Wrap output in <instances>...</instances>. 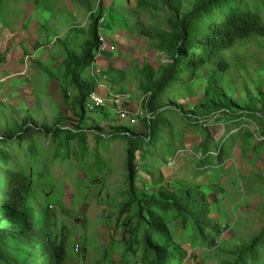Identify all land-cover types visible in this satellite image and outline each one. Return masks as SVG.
I'll return each instance as SVG.
<instances>
[{
    "label": "rangeland",
    "instance_id": "1",
    "mask_svg": "<svg viewBox=\"0 0 264 264\" xmlns=\"http://www.w3.org/2000/svg\"><path fill=\"white\" fill-rule=\"evenodd\" d=\"M177 1L182 10L194 2ZM114 3L123 10L100 20L104 43L100 40L103 47L88 70L98 80L96 93L107 95L106 113L94 111L78 124L65 59L68 51L80 52L99 1H0L1 137L16 131L24 119L42 128L64 118L66 124L89 129L86 145L77 138L41 134L0 145L10 156L0 164V172L27 179L37 197L27 198L28 218L36 226L46 228L48 222L49 227L50 246L44 254L33 251L29 256L24 246L16 260L56 264L54 247L62 245L66 249L62 264H151L138 206L120 214L129 200V145L117 129L125 127L145 137L147 121L155 119L159 134L151 144L143 140L137 154L140 198L163 200L167 191L191 188L203 197L212 221L201 234L190 220L185 224L175 212L157 207L172 242L168 264H264V117L245 108L264 115V53L251 44L236 64L247 75L226 83L239 102L237 119L205 106L211 63L192 67L187 61L180 82L159 96L152 107L159 113L152 114L140 87V69L151 65L157 71L170 62L153 37L166 29L168 15L160 0ZM199 55L194 50L190 58ZM116 96L122 103L112 109ZM117 110H127L130 117L144 115L129 125L120 121ZM257 238L259 244L252 248ZM5 248L0 242V251Z\"/></svg>",
    "mask_w": 264,
    "mask_h": 264
},
{
    "label": "trees",
    "instance_id": "2",
    "mask_svg": "<svg viewBox=\"0 0 264 264\" xmlns=\"http://www.w3.org/2000/svg\"><path fill=\"white\" fill-rule=\"evenodd\" d=\"M98 1L99 7L96 14L91 15V23L85 32L86 39L80 52L68 51L65 59V77L75 90L72 108L78 124H83L87 116L94 112L87 108V101L89 95L97 91L98 80L89 75L88 70L95 64L97 52L103 47L100 41L99 22L104 16L116 13V10H123V6L115 5L114 0H111L110 4H106L105 0ZM160 2L168 15L167 27L153 37L158 41L161 51L169 56L170 62L157 71L151 65H144L140 69L142 76L140 87L148 97L146 107L153 114L159 113V110L152 109L154 102L172 85L180 82L182 65L186 61V66L192 67L211 63L212 72L206 89L205 106H209L215 112L233 114L237 119L240 114L236 113L235 108L239 106V102L230 94L226 83L229 79L243 80L247 75L246 72H239L236 64L238 55L245 53L251 44H256L264 53V0H194L191 7L184 10L177 0ZM194 50L200 52L196 60L190 58ZM262 67L264 68V64ZM104 107L96 108L95 111L99 110L104 114L106 113ZM245 108L249 113L255 112L260 118L264 117L251 107ZM65 121L66 119L60 118L53 125L40 128L24 119L16 131L8 133L5 137L0 135V145L23 139L31 134L53 136L55 139L64 135L67 139L77 138L82 145H86L85 136L89 129L80 128L78 125L74 127ZM146 126L148 133L145 137L125 127L117 129L119 136L126 138L129 145L127 150L129 200L123 205L120 214L123 216L133 205L138 206L139 221L145 226V248L152 256L151 264H168L173 258L172 242L165 219L156 211L157 207L175 212L185 219V224L190 220L201 234H204L205 229L211 228L212 221L208 208L202 204L203 197L194 193L191 188L167 191L163 193V200L155 196L140 198L137 191L139 173L137 154L142 150V141L151 144V140L157 137L160 131V124L155 119L148 120ZM9 159L8 153L0 148V164L7 163ZM23 193L25 199L22 197ZM27 198L37 197L32 196L30 183L26 178L14 175L8 170L0 172V242L6 246L5 252L0 251V264H22L16 259L19 258L18 254L24 246L29 256L33 251L42 256L50 246L48 222L46 228H42L28 218L27 207L30 205H27ZM23 207H26V210H22ZM5 221L7 225L4 226ZM163 237L165 241L160 240ZM259 240L258 238L254 240L252 248L259 244ZM65 252L66 249L62 245L54 247L56 264L64 262Z\"/></svg>",
    "mask_w": 264,
    "mask_h": 264
},
{
    "label": "built area",
    "instance_id": "3",
    "mask_svg": "<svg viewBox=\"0 0 264 264\" xmlns=\"http://www.w3.org/2000/svg\"><path fill=\"white\" fill-rule=\"evenodd\" d=\"M101 41L104 43V40L101 39ZM111 49L113 50L114 47L112 46ZM117 99V100H115ZM106 98L96 92H93L89 95L88 101H87V108L89 111H95L96 108L106 106ZM121 101V102H120ZM113 104L111 105V108L113 109V106L122 103V99H119V96H116V98L113 99ZM117 103V104H116ZM118 111V110H117ZM153 114V113H152ZM141 115H144L143 113H136V117H130L131 115L128 113L127 110H119L118 116L121 122H125L129 125H135L137 123V118H139ZM125 120V121H124Z\"/></svg>",
    "mask_w": 264,
    "mask_h": 264
}]
</instances>
